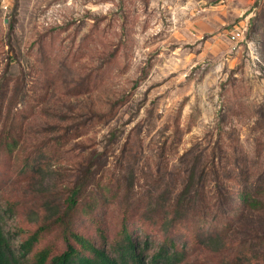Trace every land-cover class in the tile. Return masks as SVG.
<instances>
[{
  "label": "rangeland",
  "instance_id": "1",
  "mask_svg": "<svg viewBox=\"0 0 264 264\" xmlns=\"http://www.w3.org/2000/svg\"><path fill=\"white\" fill-rule=\"evenodd\" d=\"M78 189L72 230L96 244L122 221L149 256L169 237L180 264H264V0H0L16 264L64 249L53 222Z\"/></svg>",
  "mask_w": 264,
  "mask_h": 264
},
{
  "label": "trees",
  "instance_id": "2",
  "mask_svg": "<svg viewBox=\"0 0 264 264\" xmlns=\"http://www.w3.org/2000/svg\"><path fill=\"white\" fill-rule=\"evenodd\" d=\"M80 189L74 190L67 200L66 211L54 219L59 228V233H62L61 241L64 249L61 252L55 253L50 247L42 248L35 254L33 264H180L184 260L185 252L176 249L171 238L165 237L157 245V250L149 256L147 251L150 247V242L139 243V237L133 230H130L125 223H120L118 233L109 240L108 235L99 234L101 243L96 244L93 239L84 237L73 232L74 222L68 216L76 208V197ZM236 199L246 208L255 209L258 203L244 191H239ZM99 208L95 204H86L82 208V212L91 220L96 218ZM1 212H0V264H16L17 259L11 252L8 242L5 238L3 228L1 227ZM98 218V217H97ZM95 219L96 226L101 222ZM123 219V218H122ZM50 225V224H48ZM48 225L38 226L34 233H45ZM140 227V226H139ZM138 227V228H139ZM38 236V235H37ZM35 237L32 236L23 245V254L31 251L32 243Z\"/></svg>",
  "mask_w": 264,
  "mask_h": 264
}]
</instances>
